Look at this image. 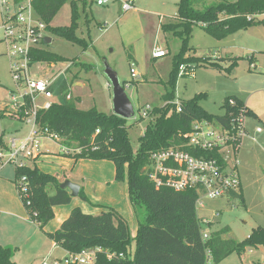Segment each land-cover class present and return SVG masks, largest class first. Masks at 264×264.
<instances>
[{
    "label": "trees",
    "instance_id": "trees-1",
    "mask_svg": "<svg viewBox=\"0 0 264 264\" xmlns=\"http://www.w3.org/2000/svg\"><path fill=\"white\" fill-rule=\"evenodd\" d=\"M206 2L180 0L176 21L161 26L162 31L181 39L182 46L173 60V69L166 83L167 92L162 97L164 105L151 112L153 120L139 139L136 152L129 137L128 121L114 114L99 112L96 108L80 109L79 97L66 99L71 94L67 82L62 85L60 96L58 94L60 102H54L49 110L38 112L39 127L54 132L63 144L73 149L74 154L69 155L75 161H108L114 164L115 179L118 183H127L129 200L138 220V230L133 237L127 220L115 209L96 206L102 212L90 215L75 208L57 232L47 234L68 254L99 248L102 253L97 255L96 264H220L234 253L242 256L248 249L264 246L262 228L255 229L243 242L226 238L225 235L230 231L228 228L211 231L209 240L204 242L196 209V192L157 188L147 173L142 172L149 165L153 153L183 145L185 136L192 131L195 122L208 121L231 129L232 122L242 112L247 118L251 115L249 108L235 96L225 99L224 116H212L204 111L199 105L202 95L181 101V112H177L176 88L180 77L193 76L200 67L231 74L239 64V59L189 55L192 49L188 42L194 27L200 26L210 36L222 40L264 25V0L221 1L200 9L206 6ZM67 3L72 9V26L52 28V21ZM94 3L96 0H34L33 6L49 34L67 39L87 50L89 44L77 35V30L81 15H85V20L89 21L87 12ZM31 57L32 65L67 62L49 51L47 44L33 52ZM226 61L232 62L230 67L223 66L222 62ZM81 66L86 70L91 69L87 65ZM122 85L125 88V83ZM30 107L27 101L25 110H30ZM23 116L24 113H21L20 117ZM4 137V133L0 135L1 149L7 146ZM15 172L14 183L19 199L30 220L44 231L54 219V208L71 205L73 198L68 190L61 189L62 182L58 177L43 173L35 166L19 167ZM23 188L25 191L21 192ZM50 190L54 191L53 195H50ZM78 198L92 205L83 189ZM232 198L244 203L242 187L239 194H232ZM139 211L143 212L140 214ZM133 242L135 250L132 254ZM106 253L123 254L125 258L108 260ZM13 256L11 247L0 245V264H15Z\"/></svg>",
    "mask_w": 264,
    "mask_h": 264
},
{
    "label": "rangeland",
    "instance_id": "rangeland-1",
    "mask_svg": "<svg viewBox=\"0 0 264 264\" xmlns=\"http://www.w3.org/2000/svg\"><path fill=\"white\" fill-rule=\"evenodd\" d=\"M179 1L138 0L136 9L128 13L121 11L119 3L106 7H99L94 3L87 12L89 21L85 20V15H81L80 27L77 30V35L89 44V48L84 50L82 46L46 31V37L52 40L51 44L47 45V49L66 59L67 62L49 65L36 64L32 69V75L38 79L54 80L57 96L61 92L62 85L67 82L68 85L70 84L73 98L81 99L78 105L80 109L96 108L99 112L110 115L114 113L113 88L105 74V69L106 65L112 68L118 74L120 83H125V92L135 110L136 116L128 120L127 127L133 150L136 152L139 148V139L153 120V117L142 120L139 110L143 107L154 109L164 105L162 97L167 92L166 83L173 69V60L182 46L181 39L161 29L162 25L176 21ZM206 1V6L200 9L221 1L235 0ZM161 19L163 23L160 25ZM72 22V9L67 3L60 9L50 26L69 28ZM261 26L263 27L259 25L252 28L255 30L260 27L262 31ZM242 32L218 40L207 34L200 26L193 28L188 42L192 49L189 55L213 58L215 52L219 51L221 53L219 59H239V65L231 74L200 67L196 69L193 76L180 77L176 88L178 103L202 95L199 105L204 111L212 116L225 115L223 108L225 99L235 95L238 91L245 90L250 84V79L246 75L249 69L248 63L244 59L240 60V55L236 54L241 51L239 47L243 45L240 40ZM154 47L165 49L168 55L162 59L153 60ZM5 51L6 45L0 42V135L4 133V141L7 143L12 137L21 136L16 135L13 129L20 122L15 119V114L9 111L8 99L11 92L15 90V84L11 72L12 60L4 55ZM79 64L87 65L91 69L86 70ZM222 64L224 67H230L232 62L226 61ZM132 68L138 73L137 79L131 77ZM251 80L256 85L261 83V79L251 78ZM59 96L58 99L61 100ZM40 103L43 104L44 101L40 100ZM2 114L5 115L4 118L1 117ZM246 121L248 123V120ZM28 130L29 127L23 124L21 135L25 136ZM59 144L63 145L62 139ZM59 144L45 139L41 142L40 153L61 152V157L74 160L71 156L74 154L73 149L63 145L68 149V151H63V147ZM261 145V141L260 145H253L248 141V150L244 147L241 152L242 158L240 154L244 203L232 197L205 200L207 210L197 211L198 217L207 216L213 222L214 230L228 228L230 231L225 237L237 242L247 240L255 229H264V151ZM243 155L246 156V162H243ZM41 157L42 155L29 163L27 167H37ZM112 166L115 169L113 164ZM3 168L1 175H11L15 180L14 166L7 165ZM87 169L90 173L96 172L88 167ZM104 170L102 169L101 178H106L113 172L112 169L110 172L107 169ZM142 172H145V168ZM50 195H53L52 190H50ZM213 211L218 212L219 216H213ZM139 212L141 214L143 211ZM11 248L15 255L17 248ZM134 250L133 242L132 254ZM64 256V251L57 249L48 259L53 261L59 258L60 260ZM42 259V257L36 258L35 264H41ZM220 264H264V246L248 249L242 256L234 253Z\"/></svg>",
    "mask_w": 264,
    "mask_h": 264
},
{
    "label": "built area",
    "instance_id": "built-area-1",
    "mask_svg": "<svg viewBox=\"0 0 264 264\" xmlns=\"http://www.w3.org/2000/svg\"><path fill=\"white\" fill-rule=\"evenodd\" d=\"M34 0H0V42L6 45L5 54L12 61L11 72L15 90L8 99L9 111L15 119L29 127L22 137H12L6 149L0 151V167L12 165L14 168L27 167L41 156V142L50 139L59 143L61 138L49 129L40 128L37 114L49 110L54 102H60L56 95L55 81L38 79L32 75V53L45 45L46 25L35 13ZM119 3L121 11L128 13L136 9L138 0H96L99 7ZM163 20H160V23ZM168 55L163 48L154 47L152 57L162 59ZM251 69H255L253 64ZM133 79L137 71L130 70ZM67 100L73 99L69 94ZM40 100L44 101L43 104ZM27 101L30 110H25ZM177 112H181L180 103ZM150 107L139 110L140 118H151ZM21 113H24L23 117ZM11 115V114H9ZM136 116V114H135ZM134 116V118H135ZM246 114L242 112L232 122L231 129L208 121L195 122L192 131L185 136L186 142L177 147L155 152L145 172L157 188H170L177 192L194 190L197 194L196 209L207 210L205 200H219L239 194L241 189L239 153L244 138L248 136ZM258 128L256 133H261ZM99 133V131L97 132ZM255 141V140H254ZM63 151L68 149L63 148ZM25 181V180H23ZM23 188L21 192H24ZM218 217V212H212ZM204 242L210 238L213 222L207 217H199ZM102 250L87 249L79 254H68L63 259L42 260L41 264H96L97 255ZM108 260L125 258L123 254L106 253Z\"/></svg>",
    "mask_w": 264,
    "mask_h": 264
},
{
    "label": "crops",
    "instance_id": "crops-1",
    "mask_svg": "<svg viewBox=\"0 0 264 264\" xmlns=\"http://www.w3.org/2000/svg\"><path fill=\"white\" fill-rule=\"evenodd\" d=\"M261 28H263L262 31L260 27L255 30L251 28L243 31L240 35L243 45L239 47L241 51L236 53L248 63L249 69L246 75L250 79V84L247 85L245 90L238 91L232 96L241 101L251 112L247 119L248 136L244 138L239 157L244 147L248 150V141L253 145H260L261 141V148L264 151V25ZM220 55L221 53L216 51L213 58H219ZM152 59L159 60L153 57ZM252 64L255 69H251ZM251 78L261 79V83L258 85L253 84ZM236 80L238 81V77ZM23 124L20 122L13 128L16 132L15 134L21 137ZM258 128L262 129L261 133H256ZM63 145L61 146L63 147ZM60 154L62 153L42 154L37 167L44 173L58 177L62 183L70 181L79 185L80 190H84L85 195L93 206L79 198H73L71 205L55 207L54 219L45 227L44 231H41L30 220L25 207L19 199L13 177L11 175L2 176L4 168L0 167V245L17 248L13 257L15 264H35L38 257H42V260H44L48 259L51 253L57 249L64 251L51 241L47 234L57 232L75 208H80L84 213L90 215H98L102 212V209L96 206L113 208L127 220L133 237L136 236L138 222L129 200L128 185L126 182L118 183L116 181V171L112 166L113 163L92 160L75 161L61 157ZM243 162H246V156L244 155ZM87 167L96 172L90 173ZM102 169H107L109 170L108 172L112 169L113 172L108 175L109 177L101 178ZM240 179L242 187L241 173ZM68 192L70 193V191ZM211 229L216 231L214 230V225H212ZM64 253L65 256L60 259L68 255L66 251Z\"/></svg>",
    "mask_w": 264,
    "mask_h": 264
},
{
    "label": "water",
    "instance_id": "water-1",
    "mask_svg": "<svg viewBox=\"0 0 264 264\" xmlns=\"http://www.w3.org/2000/svg\"><path fill=\"white\" fill-rule=\"evenodd\" d=\"M51 42L52 40L50 38L45 39V44L49 45ZM105 74L107 75L111 83V87L113 88V114L127 121L133 119L135 116V110L125 92V88L120 83L118 74L107 65ZM61 189L70 191L72 198H78L79 196L80 186L70 181L62 183Z\"/></svg>",
    "mask_w": 264,
    "mask_h": 264
}]
</instances>
